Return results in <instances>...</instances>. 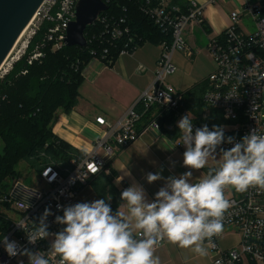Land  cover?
I'll list each match as a JSON object with an SVG mask.
<instances>
[{
	"label": "built area",
	"instance_id": "built-area-1",
	"mask_svg": "<svg viewBox=\"0 0 264 264\" xmlns=\"http://www.w3.org/2000/svg\"><path fill=\"white\" fill-rule=\"evenodd\" d=\"M78 1L44 0L33 16L32 25L25 35L28 38L22 41L19 49L10 57H6L0 67V79H4L24 56H27L26 60L32 66L36 62H42L48 49L61 50L65 45L67 29L76 20ZM102 1L107 3L108 8L91 24H98L102 48H93L91 55L92 61L100 60L105 63L112 61L110 48L114 47L118 56L132 54L141 46V38L131 29L127 15L116 16L108 13L111 0ZM136 1L140 3L141 11L165 34L160 42L161 54L157 62L156 76L149 88L120 120L111 122L103 116L96 117V122L104 128L105 135L97 138L93 149L84 152L80 159L72 158L69 164L54 163L45 167L39 174L40 181L36 187L15 177H8L5 188H0V239L6 236L22 247L43 251L46 258H50V264H60L59 255L51 249L54 235L31 245L27 243L26 233L18 224L31 230L47 207L53 213L47 218L50 233L62 230V225L55 223V216L63 213L57 205L67 207L99 173L106 172L110 175L112 169L108 166V160L118 150L136 142L146 129H154L165 135L166 131L174 132L176 124L165 121L168 113L173 112L178 118L188 114L194 129L202 127L195 121L196 116L192 117L188 112L179 113L183 93L168 83L167 79L177 70L173 54L182 51L190 56L185 30L190 23H204L203 6L192 0L188 11L183 12L171 0ZM123 11L126 12L127 9L124 8ZM242 15L254 20L256 31H242L239 27ZM40 33L41 40L35 42L31 50L34 38ZM88 43L87 40L86 47ZM207 50L215 60V69L206 79L207 88L203 101L207 106L219 110L226 122L232 123L231 128H225L226 137L234 136L235 143L255 128L264 132V78H261L264 76V5L250 2L241 10L232 12L230 25L221 34L208 40ZM26 72L27 70L22 71L23 74ZM229 95L233 97L226 98ZM145 115L150 117L149 122L144 127H139ZM178 146L185 145L181 143ZM232 146L224 143L220 147L228 149ZM80 173L87 179L82 182L76 179L72 182V178ZM224 194L230 207L223 216V231L210 240L205 239L214 256V263L264 264V190L250 187L246 192L238 193L231 186H226ZM230 229L239 234L241 242L225 248L220 240ZM166 241L165 239L159 246ZM19 257L9 258L0 244V264H10Z\"/></svg>",
	"mask_w": 264,
	"mask_h": 264
},
{
	"label": "clouds",
	"instance_id": "clouds-1",
	"mask_svg": "<svg viewBox=\"0 0 264 264\" xmlns=\"http://www.w3.org/2000/svg\"><path fill=\"white\" fill-rule=\"evenodd\" d=\"M177 127L181 136L176 145L183 143L186 147L185 168L204 169L210 159H216L219 148L222 156L218 166L209 168L207 175L196 182L192 180L191 170L167 177L162 175V170L148 173L145 178L149 184L163 180L164 186L151 200L139 183L124 189L120 200L126 204L128 215L113 212L112 198L107 199L108 202L100 198L67 207L57 205L63 215L55 216V223L63 228L54 234L50 233L47 223L53 213L46 207L31 230L18 224L26 233L27 243L36 245L54 235L51 249L59 255L60 264H160L154 252L165 239L206 255L203 241L222 233L223 216L230 207L225 187L231 186L238 193L250 187L264 190V132L255 128L234 143V136L226 137L225 126L212 125L210 129L204 124L194 129L188 114L177 121ZM224 143L233 146L224 149L220 147ZM120 171L123 175L116 178L117 184L125 176H131L128 167ZM76 179L82 182L87 177L80 173L72 182ZM0 244L9 258L26 256L28 264H50V258H46L43 251L22 247L6 236L0 239Z\"/></svg>",
	"mask_w": 264,
	"mask_h": 264
},
{
	"label": "crops",
	"instance_id": "crops-1",
	"mask_svg": "<svg viewBox=\"0 0 264 264\" xmlns=\"http://www.w3.org/2000/svg\"><path fill=\"white\" fill-rule=\"evenodd\" d=\"M196 1L203 6V20L207 28L198 23L194 24L193 22L191 23L192 25H190V31L185 32V38L190 50L198 52L206 50L208 40L211 37L221 34L222 31L230 25L232 12L241 10L246 3L250 2L264 5V0ZM182 2L185 5H190L192 0H182ZM245 17V15L241 16L239 27L244 33H251L246 32L242 24ZM197 29L200 30V34L202 35L201 38L195 34L192 36ZM192 31L194 32L192 33ZM160 50L161 47L159 44L149 41L138 47L135 52L130 55L122 54L118 56L112 63L105 64L100 60L92 61L83 73L84 80L78 88L79 97L76 103L77 105L70 110L60 108L56 111L55 120L52 125L53 133L78 151L84 153L92 150L94 141L105 135L104 128L96 122V117L103 116L111 122H116L122 118L131 106L136 104L137 99L149 88L155 78V70L159 60L158 56ZM176 56L188 57V55L182 51L173 54L172 58L177 70H179L178 64H180V58H177L176 63ZM214 69L215 66L210 74ZM171 76L172 75L167 79L170 84H172ZM208 77L202 81H206ZM197 83L194 82V84L183 89L176 87L181 84L180 82H176L175 86L172 85L176 87L179 92L181 91L183 93L193 88ZM188 113L192 115V117H195L192 113ZM210 116L211 112L208 113L205 111L203 114L204 118H210ZM180 119L181 118L178 120ZM146 124V122L142 121L140 126L144 127ZM172 135H165L154 129H146L136 142L118 150L117 154L108 160V166L112 169L114 176L112 177L110 187L106 189L105 199L112 198L110 201L112 209V204H117L118 211L128 215L127 206L120 200V194L133 183L143 185L149 200L153 198L160 187L164 186L165 182L163 180H158L149 184L145 177L150 172L155 173L161 170L164 177L171 174L173 170L172 163L175 162V160H172L174 155L169 152L177 153L182 147L176 145L178 139H174ZM172 145L174 147H172ZM124 167L130 169L131 176H125L124 179L117 184L116 178L123 175L120 169ZM106 175H108L106 172L99 173L91 179L87 187L91 186L94 187V190L99 191V184L104 181V176ZM86 188L81 190L82 192L79 197L85 195L87 192ZM99 193L101 194L100 191ZM203 242L208 247L206 253L209 254L213 262L214 256L212 251L205 241ZM154 255L160 258V264L191 263L190 260L184 258L185 248L168 243L167 241L165 244L155 249ZM21 262L22 264H28L27 257L20 256L10 264H21Z\"/></svg>",
	"mask_w": 264,
	"mask_h": 264
},
{
	"label": "trees",
	"instance_id": "trees-1",
	"mask_svg": "<svg viewBox=\"0 0 264 264\" xmlns=\"http://www.w3.org/2000/svg\"><path fill=\"white\" fill-rule=\"evenodd\" d=\"M171 2L179 5L183 12H187L190 7L183 4L182 0ZM108 13L127 15L131 29L141 38V45L149 41L160 45L165 37L153 20L141 11L140 3L136 0H111ZM99 30L98 24L86 29L88 47L63 45L58 51L48 49L42 62L32 66L28 64L27 56H24L4 79H0V140L3 142L0 150V188H5L8 177H15L22 161L40 171L54 163L69 164L72 158L80 159L83 155L82 151L54 134L52 125L58 109L70 110L77 105L83 73L92 62L91 51L93 48H102ZM41 38L42 33L34 38L31 50ZM110 49L112 61H106L105 64L112 63L118 57V51L114 47ZM25 70L27 72L23 74ZM206 88V81H202L183 92L179 113L190 112L196 116L197 123L202 126L207 124L211 129L212 125H222L226 120L218 111H211L210 118L203 117L206 106L203 94ZM149 119L145 115L143 122L148 123ZM178 119L172 112L167 114L165 121L176 124ZM166 133L173 134L174 139L181 136L177 128L174 132ZM113 176L111 170V174L104 176V181L99 184L98 189L103 198ZM112 205L114 212H117L118 205Z\"/></svg>",
	"mask_w": 264,
	"mask_h": 264
},
{
	"label": "rangeland",
	"instance_id": "rangeland-1",
	"mask_svg": "<svg viewBox=\"0 0 264 264\" xmlns=\"http://www.w3.org/2000/svg\"><path fill=\"white\" fill-rule=\"evenodd\" d=\"M243 20L244 21H242V24L244 25L246 32L256 31L257 26L255 25V22L252 18L245 17ZM194 24H196V23H194ZM190 25H192V24L190 23L187 25L185 32L190 31ZM193 32L194 31H192V33ZM194 34L196 36H198L199 38H201V36H202L200 34V30H198V29L195 30V33H193L192 36ZM27 38H28V35L25 36L23 41L26 40ZM21 44H22V42L20 44H18V49H19ZM160 54H161V50H160ZM160 54H159V56H160ZM128 55H130V54H128ZM159 56H158V58H159ZM175 58H176V63H177V58H180V64H178L179 70L175 71V73L172 74V76H171V78H172L171 83L175 86L176 82H180L181 84L179 86H176L179 89H183L185 87H188L189 85L194 84V82L197 83V82L204 80L206 77L209 76L211 70L215 66V60L211 56V54L209 53V51L207 49L204 51H200V52L190 50V56H188V57L176 56ZM157 69H158V64L156 65L155 72L157 71ZM204 109L208 113H210L211 111L212 112L218 111L220 113L219 110H217L211 106L206 105L204 107ZM230 124H232V123L224 122L222 125L225 126V128H231ZM172 147H174V146L172 145ZM2 148H3V142H2V140H0V150ZM170 149H172V148H170ZM185 150H186V147H181L179 149V152H177V153L169 152V153L174 155L172 160H175L174 164L172 163L173 170H172L170 175H172V174L173 175H179L185 171L191 170V171H193V177H192L193 182H196L200 178H202L203 176H206L209 168H214V167L218 166V164L220 162V158L222 156V153L217 151L216 159H210L208 162V165H206V167L204 169L192 170L189 168H185L183 166V153ZM43 157H45V156H43ZM51 161H54V160H51ZM41 171H42V169L40 171H36L35 169L29 167L27 163L22 161V163H20V166L16 170L15 178H17L18 180H20L22 182L24 181L26 184H28L30 186L36 187L40 181V178H39L40 175L39 174H41ZM87 188H86L87 192L85 193V195L77 198L70 205L75 204L77 202H90V201H93L96 199L103 198L102 195L99 193V191L93 189L94 187L89 186ZM240 242H241V238H240L239 234L236 233L233 229H230L227 232V234H225V236L220 240V244L223 245L225 248L236 246ZM202 246L205 248V250H208V247L204 244V242H203ZM184 258L187 260H190L191 261L190 264H215L214 260L212 262V260L210 259L209 254L206 253V255L201 256V255L195 253L191 248H185Z\"/></svg>",
	"mask_w": 264,
	"mask_h": 264
},
{
	"label": "water",
	"instance_id": "water-1",
	"mask_svg": "<svg viewBox=\"0 0 264 264\" xmlns=\"http://www.w3.org/2000/svg\"><path fill=\"white\" fill-rule=\"evenodd\" d=\"M44 0H0V67ZM108 8L102 0H79L65 45L86 47V29Z\"/></svg>",
	"mask_w": 264,
	"mask_h": 264
},
{
	"label": "bare ground",
	"instance_id": "bare-ground-1",
	"mask_svg": "<svg viewBox=\"0 0 264 264\" xmlns=\"http://www.w3.org/2000/svg\"><path fill=\"white\" fill-rule=\"evenodd\" d=\"M33 21V20H32ZM32 21L29 23V25L22 31V34L20 35L19 39L17 40V42L15 43V45L13 46L14 48L12 49V51L9 53V55L7 57H10L17 49H18V44H20L23 39L24 36L27 34V31L30 27V25H32ZM22 40V41H21ZM21 41V42H20ZM20 42V43H19Z\"/></svg>",
	"mask_w": 264,
	"mask_h": 264
}]
</instances>
